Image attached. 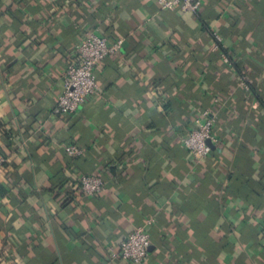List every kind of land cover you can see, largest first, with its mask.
<instances>
[{"label": "crops", "instance_id": "crops-1", "mask_svg": "<svg viewBox=\"0 0 264 264\" xmlns=\"http://www.w3.org/2000/svg\"><path fill=\"white\" fill-rule=\"evenodd\" d=\"M91 30L119 54L95 66L96 95L55 115ZM203 111L216 141L197 162L180 140ZM83 176L104 190L82 195ZM0 190V264H132L120 243L138 227L141 264H264V0H202L195 16L158 0H0Z\"/></svg>", "mask_w": 264, "mask_h": 264}, {"label": "built area", "instance_id": "built-area-1", "mask_svg": "<svg viewBox=\"0 0 264 264\" xmlns=\"http://www.w3.org/2000/svg\"><path fill=\"white\" fill-rule=\"evenodd\" d=\"M158 3L161 10L179 11L182 15L189 13L195 16L202 0H158ZM211 37L215 51L221 45L222 37L216 32H211ZM120 48L121 40L109 43L108 38L98 34L96 30L85 33L63 73L61 94L52 110L53 114L72 116L88 98L96 95L98 86L95 66L106 57L119 54ZM222 59L224 63H229L226 55L222 54ZM214 123L215 118L208 111H203L199 117L193 119L188 134L181 138L182 147L193 160L201 162L211 154L212 144L216 141L212 135ZM65 153L69 157L77 158L82 155V150L70 145L65 147ZM104 184L100 177L83 176L79 190L82 195L93 197L104 190ZM150 246L149 234L143 227H138L120 243L119 256L129 263L141 264L147 257Z\"/></svg>", "mask_w": 264, "mask_h": 264}, {"label": "trees", "instance_id": "trees-1", "mask_svg": "<svg viewBox=\"0 0 264 264\" xmlns=\"http://www.w3.org/2000/svg\"><path fill=\"white\" fill-rule=\"evenodd\" d=\"M224 55H225V54H224ZM191 123H192V122H191ZM191 123H190V127H191ZM187 134H188V133H187ZM187 134H186V135H187ZM186 135H185V136H186ZM183 137H184V136H183ZM0 192H2V191L0 190Z\"/></svg>", "mask_w": 264, "mask_h": 264}]
</instances>
